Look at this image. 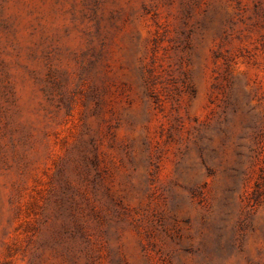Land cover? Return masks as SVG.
Returning a JSON list of instances; mask_svg holds the SVG:
<instances>
[{"label": "rangeland", "instance_id": "rangeland-1", "mask_svg": "<svg viewBox=\"0 0 264 264\" xmlns=\"http://www.w3.org/2000/svg\"><path fill=\"white\" fill-rule=\"evenodd\" d=\"M0 264H264V0H0Z\"/></svg>", "mask_w": 264, "mask_h": 264}]
</instances>
